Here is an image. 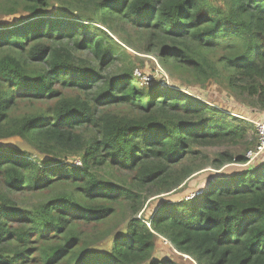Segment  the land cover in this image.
I'll return each instance as SVG.
<instances>
[{"label":"trees","instance_id":"1","mask_svg":"<svg viewBox=\"0 0 264 264\" xmlns=\"http://www.w3.org/2000/svg\"><path fill=\"white\" fill-rule=\"evenodd\" d=\"M3 16L0 142L37 155L0 145V264H179L153 258L159 237L193 264H264V160L140 216L207 165L245 164L197 148L251 144L254 127L140 80L113 37L264 111V0H0Z\"/></svg>","mask_w":264,"mask_h":264},{"label":"rangeland","instance_id":"2","mask_svg":"<svg viewBox=\"0 0 264 264\" xmlns=\"http://www.w3.org/2000/svg\"><path fill=\"white\" fill-rule=\"evenodd\" d=\"M17 17L14 16H3L0 18V25H9L15 22ZM115 41H117L129 56L130 64L132 67V71L136 77H138L142 81H152V85L158 86L159 88H167V89H177L181 90V88H176L178 84H183L186 86L187 90L184 91L187 95H191L196 99H200L206 103H209L214 106H218L221 110H224L231 115H234L240 119L248 121L254 127L253 122L263 120L264 121V111H259L254 108L250 99H246L243 96L232 95L228 92V90L222 85L216 82H210L203 86L191 84L190 81L182 78H173L168 75L165 71H163L156 59V57L152 53H141L135 51L134 49L127 47L125 44H122L118 39V36H113ZM154 83V84H153ZM141 86V85H140ZM190 89V90H189ZM256 139L255 128L252 136L248 138V142H254ZM251 143V144H252ZM247 144L245 142H241L238 145L233 146H206L197 148L203 155H205L206 160L209 162L214 158L216 153L229 149L234 154L246 153V151L251 148L253 145ZM0 145L10 146L16 150L33 153V151L19 138H10L0 142ZM34 155H37L33 153ZM263 155V156H262ZM257 160H261L264 158V153ZM201 157V156H200ZM263 161V160H261ZM245 167L239 166L237 164L226 165L221 170H214L210 168L208 165L205 169L198 172L195 176H193L184 186V188L172 192L169 194L157 196L154 200H150L146 203L143 211L140 213V216L144 219L150 216L153 209H155L156 203H161L162 201H174L181 198H188L192 194H196L200 192L203 188V181L209 180L214 176L220 178L225 176L234 175L240 171H242ZM214 179V178H213ZM24 207L31 208L34 205L32 199H27L23 203H21ZM112 226V228H114ZM124 229V225L120 222L118 226L114 228V232L122 231ZM113 233V232H111ZM109 243V240L107 241ZM106 243V244H107ZM101 244H98L94 249L98 251H105L106 246L99 247ZM108 245V244H107ZM173 248L161 237H159L156 241V251L153 254V258L159 257L161 259L174 260L179 264H193L187 258L180 257L176 255V253L172 250Z\"/></svg>","mask_w":264,"mask_h":264},{"label":"built area","instance_id":"3","mask_svg":"<svg viewBox=\"0 0 264 264\" xmlns=\"http://www.w3.org/2000/svg\"><path fill=\"white\" fill-rule=\"evenodd\" d=\"M253 124L255 128L256 142L251 148H249L246 151L245 157L247 158V161L245 164L239 165L242 167L248 166L255 160L259 159V157H261V155L264 153V121L263 120L255 121L253 122ZM200 193L201 191L197 192L196 194H192L188 198L193 197L194 195H197Z\"/></svg>","mask_w":264,"mask_h":264},{"label":"crops","instance_id":"4","mask_svg":"<svg viewBox=\"0 0 264 264\" xmlns=\"http://www.w3.org/2000/svg\"><path fill=\"white\" fill-rule=\"evenodd\" d=\"M261 160H264V158H263V159H261ZM261 160H260V161H261Z\"/></svg>","mask_w":264,"mask_h":264}]
</instances>
